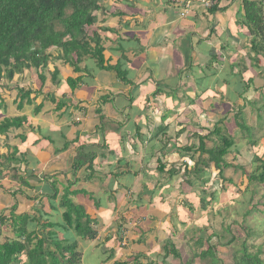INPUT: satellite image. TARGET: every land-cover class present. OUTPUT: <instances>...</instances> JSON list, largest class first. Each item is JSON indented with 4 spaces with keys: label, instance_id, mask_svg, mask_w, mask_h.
<instances>
[{
    "label": "crops",
    "instance_id": "1",
    "mask_svg": "<svg viewBox=\"0 0 264 264\" xmlns=\"http://www.w3.org/2000/svg\"><path fill=\"white\" fill-rule=\"evenodd\" d=\"M190 1L102 0L95 12V27L103 44L104 60L112 66L119 64L126 82L115 71L99 70L88 61L81 64L88 65V73L73 72L55 57V51L43 70V84L34 69L16 73L11 81L0 79V88L5 87L3 93H6V96L0 94V120L7 116H26L29 124L12 130L7 137L8 146L18 151L15 157L19 152L25 153L22 156L27 163L7 162L0 169V200L7 197L3 200L4 207H10L11 199H16L17 209L20 195L36 203L41 200L43 210L51 212L47 198L43 197L51 189L50 182L58 190L55 204L64 189L73 191L69 198L96 220L98 229L95 241L76 238L82 264L90 259L93 249L99 258L104 257V249L107 254L112 251L113 262L128 261L137 253H145L137 246L144 244L138 239L141 234L142 238L149 236L150 230L145 231L140 224L133 239L128 233L118 243V231L124 234L125 224L121 221H125V215L135 221L132 225L137 224L133 207H128L122 192H114L119 187L122 191L128 189L131 186L126 184L127 179L132 182L137 177V171L130 173L125 158L135 161L143 156L154 158L161 151L166 155L171 139L185 140L201 133L200 129L193 128V123L202 116L208 117L216 91L221 92L217 82L223 83L225 78H222L229 76L231 62L225 53L229 54L232 45L247 43L246 28L236 22V13L238 18L243 14L242 0H218L219 9L213 13ZM187 6V13L181 16ZM219 54L222 58L217 57V65L224 66L225 60L229 66L223 72L215 68V56ZM54 69L59 73L58 84L52 81ZM216 73L223 77H216ZM69 77H81L83 83L71 90L65 82ZM19 88L41 93L35 96L32 92L30 102L24 99L18 108ZM39 104L42 107L36 113ZM174 123L176 128L172 131ZM162 126L166 127L164 132ZM4 143L0 137V147L5 151L0 149V156L11 152ZM8 169L15 172L12 180L16 185L4 181ZM28 171L33 173L28 177L30 187H22L14 176L23 174L27 178ZM61 211L58 209L56 217ZM107 236L105 245L97 247V240ZM124 240L128 243L123 248ZM124 252L127 253L120 257Z\"/></svg>",
    "mask_w": 264,
    "mask_h": 264
},
{
    "label": "trees",
    "instance_id": "2",
    "mask_svg": "<svg viewBox=\"0 0 264 264\" xmlns=\"http://www.w3.org/2000/svg\"><path fill=\"white\" fill-rule=\"evenodd\" d=\"M215 1L216 3L207 10L210 13L219 9L217 6L218 0ZM101 2L102 0H0V79L5 78L11 81L16 73L34 69L40 83L43 84L45 80L43 70L52 57V51H55V57L70 66L73 72L86 71L88 73V65L81 66L82 62L88 61L92 62L99 70L115 71L117 77L126 82L124 80L125 74H122L123 71H121L120 65L112 66L104 60L103 44L95 27V12L100 9ZM242 9V17L238 18V13H236V22L244 25L247 32L246 36H250V50L247 53L251 52V54L246 59L248 66L240 67L242 70L239 68L240 74L238 75H240L242 84L239 91L241 92H235L243 97L249 87H253L257 91L262 90V92L259 91L261 93L260 98L264 99V83L259 82L256 84V75H259L260 71L256 72L255 69H248L249 66L250 68H259V70L264 67V0H242ZM215 57L216 62H218L217 57H221V55ZM58 74L56 69L51 74L52 81L56 84L59 83L57 80ZM224 78L226 79L228 76ZM65 82L71 90L83 83L81 77H69ZM32 92L35 93V96L41 93L40 91L18 89L20 98L17 104L18 108L22 107L24 99L30 102L29 96ZM216 93L220 94L217 91ZM1 105L2 102L0 107ZM255 105L257 106L255 107ZM260 105L253 103L254 110L259 118L262 117L260 111L264 109ZM41 107L42 105L39 104L34 112L37 113ZM233 115L236 125L251 138L250 127L243 121L241 123L239 121V118H242L241 111L238 109ZM27 119L26 116H7L0 120V137L5 140L4 145L11 148L9 154L0 156V169L7 162L27 163L25 162L26 158L22 156L25 153L20 154L19 152V156L15 157L18 151L14 147L8 146L6 142L12 130L29 125ZM218 122L222 123L221 120ZM218 125L216 121L213 130L208 131L206 134H195L194 137L198 140L197 146L193 143L182 146L183 154H189L187 156L190 159L193 157L194 151L195 153L198 151L200 153L199 157L202 158L199 159V162L196 161L193 164L195 166L190 169L192 172L188 171L190 167L186 168L185 164L183 173H193L196 177H200L204 172L200 165H206L208 162L213 163L220 176H222L224 167H234L224 160V156L234 145V138L229 134L220 135ZM161 128L163 132L166 129L165 126ZM204 130L206 131V129ZM212 133L218 136L220 143L217 146L206 147L204 140ZM21 139L23 138L21 137ZM248 142L253 145L255 143L254 140ZM204 154H206L205 158L202 157ZM256 159L260 161L261 171L247 175L248 183L254 181L264 183V156H256ZM155 163L157 169L162 173L164 166L159 157H155ZM76 164L80 165L79 162ZM239 169L243 171L242 167ZM168 171H170L168 175L173 177L175 170L170 168ZM30 176L32 177L33 173L28 171L26 173L27 178L23 174L20 177L14 176V178L21 182L20 186L30 187L28 182ZM46 179L45 177V181ZM206 181L207 179L201 180L200 189L202 191L196 193L198 201L203 207L207 204L204 196L201 195L203 190L206 189ZM185 182L188 186L193 185L189 178ZM54 184V182H50L51 189L44 195L41 194L47 198L51 212L43 210L41 200L35 206H32V213H16L15 203L1 212L0 225L6 224L12 231L13 236L12 238L2 237L0 239V264H81L82 254L77 250L78 242L76 238L95 241L98 236V229L95 227L97 226L96 220L91 219L81 205L71 201L69 194L74 192L68 191L67 188L60 196L58 204H55L54 200L57 198L58 190ZM167 203V207H170L169 202ZM58 209L62 210L59 217L54 215V218H52V214H58ZM186 219V216H182L179 221L182 225H185L187 224ZM142 235L138 242L143 241ZM214 235L216 234L212 233L206 236L205 241ZM117 236L118 243L121 244L124 238L122 230L118 231ZM108 238L109 236L97 240L96 246L102 248L105 245V239ZM232 241L233 239L230 238L225 244L230 245ZM195 243L198 245L199 251L196 256L199 259H208L209 264H228L216 256L215 249L217 246L215 245L217 244H207L205 246V242L200 236L196 238ZM104 250V257L93 256L86 260V263L105 264L106 261L110 260L113 253L110 251L107 254V249ZM260 252V249H257L256 252L250 251L246 241H241L239 248L234 252L231 264H264V260L259 256ZM168 256L180 258V253L173 241L166 240L163 245L162 262L165 263ZM140 258L147 259L148 256L140 252L128 261L115 260L112 264H155L151 260L145 263L140 262Z\"/></svg>",
    "mask_w": 264,
    "mask_h": 264
},
{
    "label": "rangeland",
    "instance_id": "3",
    "mask_svg": "<svg viewBox=\"0 0 264 264\" xmlns=\"http://www.w3.org/2000/svg\"><path fill=\"white\" fill-rule=\"evenodd\" d=\"M246 42V45H242L243 42L240 43V46L232 45L231 51H228L230 55L224 51L226 57H230L229 62H231H228L231 65L228 79L226 78L223 83L217 82V88H220L221 92H219L220 94L215 93L216 97L212 100L213 104L208 108L210 111L208 117L210 116V118H203L202 116L199 121L193 123L194 129H200L201 133L206 134L208 131L213 130L217 121L220 135L229 134L234 138V145L224 156V160L227 163H231L234 167H224L222 176H220L214 168L213 163L208 162L206 165H200V168L204 171L200 177H196L193 173H183L185 164L186 168L190 167L188 170L190 171L195 166L193 164L202 159L199 157L200 153L198 151L196 153L194 151L193 157L190 159L187 156L189 154L185 155L181 150L182 146L190 143H193L195 146L198 145V140L194 137L195 135H192L191 138L188 136L185 140H179L178 138L170 140V143L167 145L166 155L163 154V151L159 155L164 166L162 173L156 167L155 157L143 156L141 159L137 158L136 161L139 162L129 157L125 158L128 161L130 173L137 171V177L133 179L134 182H128L127 179L126 184L131 186L128 189L122 191V187H119L114 192L117 191V194L122 192L125 202L129 204L128 207H133V218H136L137 221L136 225H132L135 221L130 220L129 215L126 214L124 217L125 221L121 219V222L125 224L124 234L122 235L125 236L129 233L131 237L127 236L133 239V234L138 232L137 228L139 224L145 231L150 230V235L142 238L144 244L137 245L148 256L147 259L140 258V262L145 263L151 260L155 264H188L189 262V264H209L208 259L201 260L196 256L199 250L195 240L199 236L202 237L205 246L207 244H217L215 245L217 246L215 249L216 256L224 263L231 264L234 252L239 248L241 241H246L250 251L256 252L257 249H260L259 256L264 260V183L255 181L248 183L247 179V175L256 174L261 171L260 161L256 159V156H264V109L260 111L262 117L259 118L257 112L254 110L253 103L261 104L260 106L264 107V99L260 98L262 90L257 91L253 87H249L243 97H240L235 92H241L239 90L242 84L240 82V75L238 74L242 70L240 67L248 66L246 59L251 54V52L247 53L250 50V36L247 37ZM222 63L224 66L219 67L217 65L218 62H216L215 68H220L218 72L228 70L229 66L226 64V61L224 60ZM248 69H255L256 72L260 71L259 75H256V84L259 82L264 83V67L262 70H259V68H250L249 66ZM217 76L223 77L220 73H216ZM1 84L2 81L0 80V87ZM4 88H0V94L4 92ZM3 94L6 96V93ZM238 109L241 111L242 117L241 119L239 118V121L240 123L243 121L250 127L251 138L235 123L233 114ZM219 120L222 123H219ZM175 126V123L171 125L172 131H175ZM202 128L206 129V131ZM249 140H254V145L250 144ZM204 143L206 147H213L217 146L220 141L218 140V136L212 133L208 135ZM156 145L159 146L158 143ZM151 148L155 150V147ZM0 149L4 151L3 147H0ZM122 151L124 152V149ZM202 157L205 158L206 154L202 155ZM240 167L243 168V171L239 169ZM170 168L175 170L173 177L168 175ZM14 173L13 170L8 169L5 173L4 181L8 184L16 185L15 180H12ZM187 178L193 182L192 186L186 184L185 180ZM203 179H207L206 189L201 194L207 201L205 207L201 206L196 196V193L202 191L200 185ZM25 190L27 192L26 188ZM28 192L30 194L33 193L32 190ZM19 197L17 200L19 201L20 208L15 210L32 213L31 205L36 204L37 201H33L26 196L23 199L20 195ZM3 200H0V214L8 207H4ZM11 200L13 201L9 205H14L13 203L16 199L12 198ZM167 202H169L170 207H167ZM153 210L158 211L154 213ZM54 215L52 214V218H54ZM182 216H186L187 218V224L185 225H182L179 221ZM153 219L156 220L151 222ZM158 228H160L159 231ZM212 233L216 235L211 236L209 240L205 241L206 236ZM12 236V231L6 224L0 225V239L2 237L12 238ZM230 238L233 239L232 243L230 245L228 243L225 244ZM166 240L174 242L176 248L179 250L180 258L168 256L164 263L162 262V255L163 245L166 243ZM124 241L125 244L121 246L123 248L128 243L127 240ZM93 250L95 252L88 257L92 258L95 256L97 251ZM125 253L127 252L120 253L119 256L122 257ZM84 259L86 260L87 258L85 257ZM112 263L113 260L105 262V264ZM84 264L87 263L84 262Z\"/></svg>",
    "mask_w": 264,
    "mask_h": 264
},
{
    "label": "built area",
    "instance_id": "4",
    "mask_svg": "<svg viewBox=\"0 0 264 264\" xmlns=\"http://www.w3.org/2000/svg\"><path fill=\"white\" fill-rule=\"evenodd\" d=\"M192 1L195 2V3H197V4H199L205 10H208L209 8H211L214 5V3H216L215 0H191L188 3H191ZM187 8H188V6L181 13V16H184L187 13Z\"/></svg>",
    "mask_w": 264,
    "mask_h": 264
}]
</instances>
